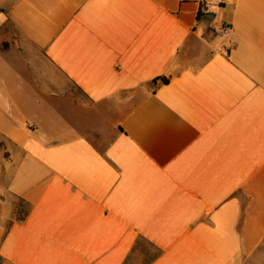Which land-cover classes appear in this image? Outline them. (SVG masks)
Segmentation results:
<instances>
[{
    "label": "crops",
    "instance_id": "0c3cea01",
    "mask_svg": "<svg viewBox=\"0 0 264 264\" xmlns=\"http://www.w3.org/2000/svg\"><path fill=\"white\" fill-rule=\"evenodd\" d=\"M0 5V264H264V0Z\"/></svg>",
    "mask_w": 264,
    "mask_h": 264
},
{
    "label": "trees",
    "instance_id": "16d2710c",
    "mask_svg": "<svg viewBox=\"0 0 264 264\" xmlns=\"http://www.w3.org/2000/svg\"><path fill=\"white\" fill-rule=\"evenodd\" d=\"M160 78L163 82H168L169 81V78L166 77V76H160V77H157L155 79H153V82H156L157 79ZM28 210H26V208L22 207L19 209V212H18V218H24L27 214ZM147 245L154 248L155 249V252L152 256H148L147 255V252L149 251L148 248H147ZM134 251L136 253V258L134 259H130L128 261V264L132 261V260H137L139 258V256H142V258L145 260L144 257H146V261L143 263H147L148 261H151V259L158 254V249L156 246H154L153 244H151L150 242H148L147 240L143 239V238H140L138 239V241L136 242V244L134 245ZM2 256L0 254V263L2 261ZM142 259V260H143Z\"/></svg>",
    "mask_w": 264,
    "mask_h": 264
},
{
    "label": "rangeland",
    "instance_id": "374dc122",
    "mask_svg": "<svg viewBox=\"0 0 264 264\" xmlns=\"http://www.w3.org/2000/svg\"><path fill=\"white\" fill-rule=\"evenodd\" d=\"M17 201H18L20 206L22 205V206H24V208L26 207V203H24L22 200L18 199ZM15 219H16V210H15V215H14V218L12 219V221L15 220ZM147 248L149 250L147 252V255L148 256H152L154 254V252H155V249L150 247V246H148V245H147ZM144 258H145V260L142 258V256H139V258L137 260H132L130 262V264H143L146 261V257H144Z\"/></svg>",
    "mask_w": 264,
    "mask_h": 264
},
{
    "label": "built area",
    "instance_id": "2783aa9c",
    "mask_svg": "<svg viewBox=\"0 0 264 264\" xmlns=\"http://www.w3.org/2000/svg\"><path fill=\"white\" fill-rule=\"evenodd\" d=\"M0 11H1V5H0ZM232 24L230 23H223L221 28H220V34L223 36V37H228L231 32H232Z\"/></svg>",
    "mask_w": 264,
    "mask_h": 264
},
{
    "label": "water",
    "instance_id": "95a60500",
    "mask_svg": "<svg viewBox=\"0 0 264 264\" xmlns=\"http://www.w3.org/2000/svg\"><path fill=\"white\" fill-rule=\"evenodd\" d=\"M208 15H212V13H207Z\"/></svg>",
    "mask_w": 264,
    "mask_h": 264
}]
</instances>
